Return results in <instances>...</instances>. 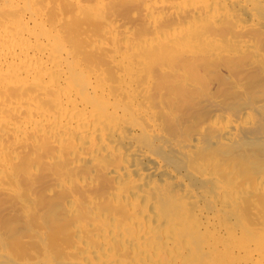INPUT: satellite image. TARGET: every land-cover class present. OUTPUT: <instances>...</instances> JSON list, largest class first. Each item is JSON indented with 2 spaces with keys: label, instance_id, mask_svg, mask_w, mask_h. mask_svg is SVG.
I'll list each match as a JSON object with an SVG mask.
<instances>
[{
  "label": "bare ground",
  "instance_id": "6f19581e",
  "mask_svg": "<svg viewBox=\"0 0 264 264\" xmlns=\"http://www.w3.org/2000/svg\"><path fill=\"white\" fill-rule=\"evenodd\" d=\"M0 264H264V0H0Z\"/></svg>",
  "mask_w": 264,
  "mask_h": 264
}]
</instances>
